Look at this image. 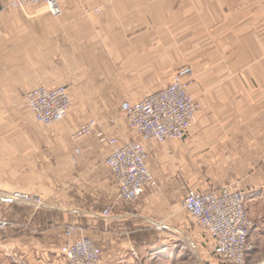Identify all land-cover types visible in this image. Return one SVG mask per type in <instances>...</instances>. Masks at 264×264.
I'll use <instances>...</instances> for the list:
<instances>
[{
    "label": "crops",
    "instance_id": "crops-1",
    "mask_svg": "<svg viewBox=\"0 0 264 264\" xmlns=\"http://www.w3.org/2000/svg\"><path fill=\"white\" fill-rule=\"evenodd\" d=\"M10 1L0 0V264H66L61 248L81 235L101 264H129L131 249L176 232L210 258L183 207L188 191L229 184L247 192V209L264 191V0H59L60 16ZM186 64L200 104L193 126L183 140H144L121 104L167 87ZM42 84L68 86L73 100L51 126L26 104ZM90 119L102 136L74 137ZM111 138L147 148L157 182L136 201L119 198L105 164ZM10 190L54 205H12ZM70 225L83 233L69 236Z\"/></svg>",
    "mask_w": 264,
    "mask_h": 264
},
{
    "label": "built area",
    "instance_id": "built-area-1",
    "mask_svg": "<svg viewBox=\"0 0 264 264\" xmlns=\"http://www.w3.org/2000/svg\"><path fill=\"white\" fill-rule=\"evenodd\" d=\"M9 5L15 8L42 6L54 16L62 14L59 0H11ZM193 72L192 67L183 66L167 87L136 102L121 104V111L136 134L159 144L183 140L187 136L199 109L187 80ZM26 101L35 119L46 126L63 121L73 104L69 88L65 85L51 89L42 84L26 94ZM99 127L96 119H90L74 133V137L102 136ZM109 142L113 149L105 158V164L118 181L119 198L136 201L146 185L157 182L147 164V148L139 141L120 145L116 138H111ZM15 196L22 198L16 201L43 205L40 198L31 199L21 193ZM247 203V192L229 185L209 191L191 189L184 198L183 207L189 218L207 235L213 258L222 264H264V259L255 262L248 259L249 235L254 221L248 213ZM104 215H109L108 210ZM158 228L161 229V226ZM78 231L82 232V227L72 225L67 228L68 234ZM130 253L134 258L139 257L135 248ZM62 254L67 264H101L102 261L101 248L86 236L64 245Z\"/></svg>",
    "mask_w": 264,
    "mask_h": 264
},
{
    "label": "rangeland",
    "instance_id": "rangeland-1",
    "mask_svg": "<svg viewBox=\"0 0 264 264\" xmlns=\"http://www.w3.org/2000/svg\"><path fill=\"white\" fill-rule=\"evenodd\" d=\"M61 8H62V6H61ZM44 11H45V9H44ZM62 13H63V8H62ZM183 66H190V65L186 64ZM183 66H181V67H183ZM190 67H192V66H190ZM193 70H194L193 75H191L187 79L188 85H189V91H190V87H191L192 83L194 82L195 75H196L194 68H193ZM72 102H73V100H72ZM26 104H27V101H26ZM199 107H200V104H199ZM47 167L48 166H45L44 168L47 169ZM41 168H43V166H41ZM227 185H229V184H227ZM229 186H231V185H229ZM8 193H10V194L15 193L16 194L18 192L14 191V190H10V192H8ZM5 195H7V194H5ZM32 195H35V194L28 195L29 198H31V199L40 198L42 204L54 205L52 200L48 201L47 199L44 200L45 198H41L39 195H37V196L36 195L32 196ZM259 195H260V197L257 199V201L250 203V205L248 207V213L254 221V227L252 228L250 235H249L250 249H249V253H248V259L250 262H255V261L264 259V191L260 192ZM0 198H4V197L0 196ZM8 199L10 200V202H13L12 205L13 204L14 205L15 204H17V205L18 204L35 205L33 203H24L23 200L22 201L21 200L16 201L14 199H10V198H8ZM3 225H6V222L0 221V226H3ZM70 226H72V225H70ZM75 226H77V225H75ZM67 228H68V226L66 227V233L68 234ZM159 231L162 233V229H160ZM81 233H83V229H82V232L78 231L76 233L68 234V235L69 236L75 235V234L80 235ZM175 235L178 238H175L176 236L175 237L169 236L168 238H163L162 240H160V242H158L159 244L156 245L157 247H154L155 249H151V251H147L146 253H140L138 251V256H139L138 258H134L131 255L135 262L132 261L129 264H221L218 260L213 258L212 254H211L210 258L206 255L205 252H202V254H203L202 255L201 252H199L197 250V248H198L197 245L192 240H190L189 238L182 237L181 233H179V232H176ZM8 248H9V251L11 252L10 254L13 256L12 258L16 259L18 257L17 255L19 254L16 251V246L12 245ZM62 248H61L60 252H61V255L63 256ZM3 252H5L4 249H3ZM0 253H1V251H0ZM63 258H64V256H63ZM64 260H65V258H64ZM0 262H1V260H0ZM9 263L10 264H16L15 260H12L11 257H10ZM65 263H66V261H65Z\"/></svg>",
    "mask_w": 264,
    "mask_h": 264
},
{
    "label": "bare ground",
    "instance_id": "bare-ground-1",
    "mask_svg": "<svg viewBox=\"0 0 264 264\" xmlns=\"http://www.w3.org/2000/svg\"><path fill=\"white\" fill-rule=\"evenodd\" d=\"M15 195V194H14ZM17 199H22L21 197H19V196H15V200H17Z\"/></svg>",
    "mask_w": 264,
    "mask_h": 264
},
{
    "label": "trees",
    "instance_id": "trees-1",
    "mask_svg": "<svg viewBox=\"0 0 264 264\" xmlns=\"http://www.w3.org/2000/svg\"><path fill=\"white\" fill-rule=\"evenodd\" d=\"M215 259V258H214ZM222 264V263H221Z\"/></svg>",
    "mask_w": 264,
    "mask_h": 264
}]
</instances>
